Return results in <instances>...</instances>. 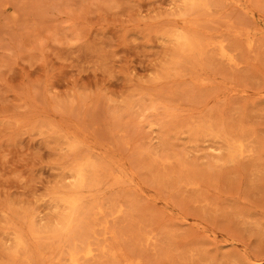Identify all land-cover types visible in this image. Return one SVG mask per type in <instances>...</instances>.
I'll return each instance as SVG.
<instances>
[{"label": "rangeland", "instance_id": "obj_1", "mask_svg": "<svg viewBox=\"0 0 264 264\" xmlns=\"http://www.w3.org/2000/svg\"><path fill=\"white\" fill-rule=\"evenodd\" d=\"M0 264H264V0H0Z\"/></svg>", "mask_w": 264, "mask_h": 264}, {"label": "bare ground", "instance_id": "obj_2", "mask_svg": "<svg viewBox=\"0 0 264 264\" xmlns=\"http://www.w3.org/2000/svg\"><path fill=\"white\" fill-rule=\"evenodd\" d=\"M196 47V46H195Z\"/></svg>", "mask_w": 264, "mask_h": 264}]
</instances>
